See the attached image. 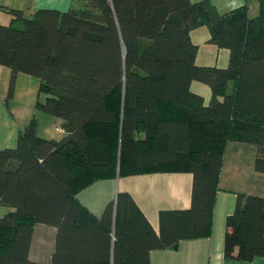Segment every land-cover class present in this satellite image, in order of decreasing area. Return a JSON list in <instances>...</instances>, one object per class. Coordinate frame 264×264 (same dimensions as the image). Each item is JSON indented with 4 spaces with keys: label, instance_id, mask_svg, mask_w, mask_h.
<instances>
[{
    "label": "trees",
    "instance_id": "obj_1",
    "mask_svg": "<svg viewBox=\"0 0 264 264\" xmlns=\"http://www.w3.org/2000/svg\"><path fill=\"white\" fill-rule=\"evenodd\" d=\"M220 13L210 0H81L66 11L8 8L0 65L40 81L37 108L62 120L64 136H38L35 119L0 149V264L28 258L33 226L56 228L48 264H150L149 252L209 236L224 146H256L264 172V0ZM19 23V24H16ZM228 51L225 66L196 63L190 37ZM207 85L209 98L192 91ZM192 175L190 205L159 212L155 231L126 191L96 218L76 198L115 175ZM224 258L264 257V197L237 194L227 215Z\"/></svg>",
    "mask_w": 264,
    "mask_h": 264
},
{
    "label": "crops",
    "instance_id": "obj_2",
    "mask_svg": "<svg viewBox=\"0 0 264 264\" xmlns=\"http://www.w3.org/2000/svg\"><path fill=\"white\" fill-rule=\"evenodd\" d=\"M80 1L0 0V24L11 23V16L6 10L8 8L21 10L24 17L30 18L37 9L49 8L63 12L70 7L78 6ZM210 1L219 11L218 4L214 0ZM223 4H230L232 8L243 4L248 5L247 0H222ZM254 7L256 8V4ZM256 13L257 8L254 14L249 11L251 16ZM190 37L198 45L197 64L224 65V62L218 63V57L225 49H217L207 43L209 38L207 27L200 26L192 29ZM224 59L222 55V60ZM10 76V68L0 65V149L13 148L16 145L19 130L27 126L31 119H35L38 136L60 140L65 134L62 120L37 108L38 100L43 97L39 95V79L29 74L17 73L12 95L8 97ZM195 84L197 85L192 82L191 89L200 94L194 89ZM201 95L206 97L205 94ZM255 156L254 144L233 140L226 142L218 188L214 197L210 235L180 240L176 248L151 250L150 264H264V257L261 256H256L251 261L224 258L225 221L227 215L234 209L237 194L264 197V172L255 169ZM191 190V173L156 171L128 176L115 175L96 180L78 191L76 198L91 214L101 218L105 206L110 201H116L118 192L126 191L132 196L152 228L158 231L159 212L187 208L190 205ZM11 211L13 208L0 205V218ZM55 242L56 228L54 226L44 223L34 224L28 258L42 264L50 263Z\"/></svg>",
    "mask_w": 264,
    "mask_h": 264
},
{
    "label": "rangeland",
    "instance_id": "obj_3",
    "mask_svg": "<svg viewBox=\"0 0 264 264\" xmlns=\"http://www.w3.org/2000/svg\"><path fill=\"white\" fill-rule=\"evenodd\" d=\"M214 1L218 4L220 13H224V12H226V10L228 11V9L230 10V8L232 9V7H231L232 5H230V4H223L222 5V0H214ZM255 1L256 0H247V3L249 5V11L252 14H254L256 12V8H258V5L256 6V8L254 7V4H257V2L255 3ZM80 2H79V4H80ZM222 51H223L222 52L223 54H220V56L218 57V63L224 62V65H222V66H225L227 64L228 51L226 49L222 50ZM222 55L225 58L224 61L222 60ZM218 66H220V65H218ZM195 83H197V85L195 84L196 86H194V89L197 90L198 92H200V94H205V96H206L205 98L207 100L209 98V94H210L207 85H204V84L199 83V82H195Z\"/></svg>",
    "mask_w": 264,
    "mask_h": 264
},
{
    "label": "built area",
    "instance_id": "obj_4",
    "mask_svg": "<svg viewBox=\"0 0 264 264\" xmlns=\"http://www.w3.org/2000/svg\"><path fill=\"white\" fill-rule=\"evenodd\" d=\"M258 5V3L256 4V6Z\"/></svg>",
    "mask_w": 264,
    "mask_h": 264
}]
</instances>
